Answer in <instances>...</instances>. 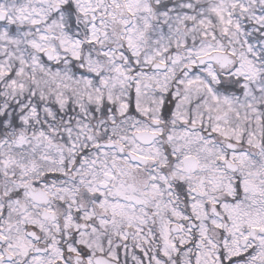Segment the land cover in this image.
Here are the masks:
<instances>
[{"label": "snow or ice", "instance_id": "obj_1", "mask_svg": "<svg viewBox=\"0 0 264 264\" xmlns=\"http://www.w3.org/2000/svg\"><path fill=\"white\" fill-rule=\"evenodd\" d=\"M0 264H264V0H0Z\"/></svg>", "mask_w": 264, "mask_h": 264}]
</instances>
